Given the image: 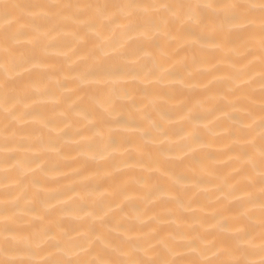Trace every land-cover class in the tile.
I'll use <instances>...</instances> for the list:
<instances>
[{"label": "bare ground", "instance_id": "1", "mask_svg": "<svg viewBox=\"0 0 264 264\" xmlns=\"http://www.w3.org/2000/svg\"><path fill=\"white\" fill-rule=\"evenodd\" d=\"M73 32L72 27L51 32L34 51L26 45L30 62L12 73L17 90L30 97L27 111L33 115L8 133L14 139L7 151L0 117V191L4 168L13 169L12 183L18 179L22 191L37 194V212L47 208L67 229L92 225L101 233L116 229L119 235L122 225L132 227L130 235L141 241L154 237L153 244L177 233L212 239L221 221L233 235L243 229L238 202L247 199L239 187L245 177L236 173L246 162L243 149L254 139L246 135L253 91L259 121L258 38L240 33L221 39L212 30L207 42L157 38L139 53L156 75L148 72L125 82L83 79L91 69L83 59L90 44ZM111 38L121 39L119 34ZM161 65L167 71H160ZM101 104L111 112L104 121L96 115ZM89 112L93 115L85 118ZM150 120L162 131L152 129ZM36 217L33 213L29 219ZM250 244L258 252V227Z\"/></svg>", "mask_w": 264, "mask_h": 264}, {"label": "snow or ice", "instance_id": "2", "mask_svg": "<svg viewBox=\"0 0 264 264\" xmlns=\"http://www.w3.org/2000/svg\"><path fill=\"white\" fill-rule=\"evenodd\" d=\"M67 27L74 29L77 39L83 35L90 44L83 59L90 62L91 69L83 79L117 77L125 82L141 79L148 72L156 75L157 69H149L139 53L144 51L145 43L157 38L174 41L178 37H192L207 42L209 30L221 39L240 33L247 34L252 41L258 38L259 121H256L253 91L248 94L247 114L251 123L246 135L254 139L243 149L246 162L236 173L245 177L239 187L247 199L239 201L238 206L240 219L246 226L233 235L230 225L221 221L216 225L219 235L213 234L212 239L203 234L189 237L187 233H177L158 244L152 243L154 237L151 236L142 241L133 237L130 233L134 229L122 225L119 235H114L116 229L101 233L92 225L67 229L61 220L52 219L47 208L37 212V194L22 191V182L18 179L13 184V169L5 167L3 191H0V264H264V0H98L88 3L0 0V117L4 121L5 151L14 139V135L10 137L8 133L18 121L33 115L27 111L30 97L27 92L17 90L12 73L19 72L30 62L26 45H32L34 51L41 39ZM115 34L121 39H112ZM159 70L167 71L162 65ZM35 90L38 91V87ZM100 108L96 115L104 121L111 112L107 105L101 104ZM92 115L89 112L85 118ZM149 122L152 129L162 131L157 121ZM49 123L42 121L46 128ZM189 135L197 139L195 134ZM146 138H149L147 134ZM155 163L158 165L159 161ZM33 213L37 217L30 220ZM257 227L258 252L250 244ZM179 249L186 251L179 254ZM256 255L260 256L259 261L253 258ZM38 256L44 259H37Z\"/></svg>", "mask_w": 264, "mask_h": 264}]
</instances>
